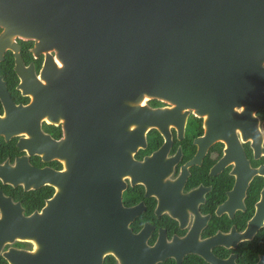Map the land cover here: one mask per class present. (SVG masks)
<instances>
[{"label":"flooded vegetation","instance_id":"1","mask_svg":"<svg viewBox=\"0 0 264 264\" xmlns=\"http://www.w3.org/2000/svg\"><path fill=\"white\" fill-rule=\"evenodd\" d=\"M48 56L61 67L55 52L0 24V264H79L73 177H63L65 145L52 152V141L66 139L70 113L62 104L53 115L41 100L35 106L46 92ZM233 98L237 104L222 103L210 116L147 102L170 110L169 134L150 129L133 162L122 168L127 160L119 161L129 235L121 255L106 253L102 264H264V220L257 218L264 192V104L255 108L241 95ZM59 194L55 213L49 211ZM110 203L106 190L97 213L104 219L97 222L110 218ZM97 227L93 220V235L101 232Z\"/></svg>","mask_w":264,"mask_h":264},{"label":"water","instance_id":"2","mask_svg":"<svg viewBox=\"0 0 264 264\" xmlns=\"http://www.w3.org/2000/svg\"><path fill=\"white\" fill-rule=\"evenodd\" d=\"M0 24L55 52L61 66L48 56L46 92L35 106L41 100L53 115L62 104L70 113L66 139L52 141V152L65 145L79 264L123 252L129 230L117 165L127 160L125 168L135 150L146 148L150 129L169 134L170 110L146 101L209 116L222 103L237 104L234 96L255 108L264 104V0H0ZM106 190L110 218L97 222ZM262 198L257 218L264 220V192ZM93 220L101 231L94 235Z\"/></svg>","mask_w":264,"mask_h":264},{"label":"rangeland","instance_id":"3","mask_svg":"<svg viewBox=\"0 0 264 264\" xmlns=\"http://www.w3.org/2000/svg\"><path fill=\"white\" fill-rule=\"evenodd\" d=\"M146 102H148V101H146Z\"/></svg>","mask_w":264,"mask_h":264}]
</instances>
